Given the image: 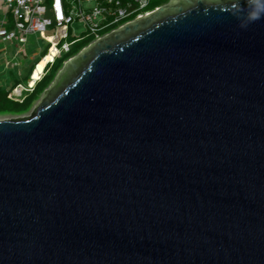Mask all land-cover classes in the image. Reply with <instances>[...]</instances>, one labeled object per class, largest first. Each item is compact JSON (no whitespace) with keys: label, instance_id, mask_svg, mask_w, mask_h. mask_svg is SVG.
Wrapping results in <instances>:
<instances>
[{"label":"water","instance_id":"95a60500","mask_svg":"<svg viewBox=\"0 0 264 264\" xmlns=\"http://www.w3.org/2000/svg\"><path fill=\"white\" fill-rule=\"evenodd\" d=\"M230 2L171 0L0 121V264H264V19Z\"/></svg>","mask_w":264,"mask_h":264},{"label":"built area","instance_id":"2783aa9c","mask_svg":"<svg viewBox=\"0 0 264 264\" xmlns=\"http://www.w3.org/2000/svg\"><path fill=\"white\" fill-rule=\"evenodd\" d=\"M83 2H94L95 7L86 10ZM150 3L151 0H0V42H15L23 46L31 37L36 36L47 45L43 59L52 49L55 50L52 59L45 64L38 77L33 78L38 66L36 64L26 85L16 84L10 89V96L20 100L25 94L32 93L60 55L69 53L71 46L79 40L67 42L69 29L74 23L82 25L84 33L92 37L95 43L154 13L159 7L147 11ZM49 27H53L54 34L46 36Z\"/></svg>","mask_w":264,"mask_h":264},{"label":"rangeland","instance_id":"374dc122","mask_svg":"<svg viewBox=\"0 0 264 264\" xmlns=\"http://www.w3.org/2000/svg\"><path fill=\"white\" fill-rule=\"evenodd\" d=\"M170 2L171 0H151V6L148 9L151 10L154 7L160 8L162 6L169 5ZM83 7L86 10H91L93 7H95V3L91 2L89 4H86L83 2ZM8 29H10V27H8ZM109 33L110 32H107L106 34H109ZM53 34H54L53 27L47 28L45 35L50 36ZM91 38L92 37H87L86 33H84V27L80 25L79 23H74L73 25H71L69 29V37H68L67 42L70 43L74 40H77V39L79 40H77L71 46L70 54L68 53V54L60 55V57L57 59L56 66L60 65L61 63L60 61H63L66 58L72 56V54H74L77 50L85 46L88 40ZM92 43L93 41L90 44ZM88 46H86L85 48H87ZM85 48H83L81 51H83ZM46 51H47V45L43 43L42 41H40L36 36L31 37L28 43L24 44L23 46L15 42L13 43L0 42V88L3 91H8V89H11L17 83L25 86L27 83L29 74L31 73L35 64L41 59L43 54L46 53ZM78 54L72 56L70 59H73ZM67 61H64L60 69L54 74V78L51 84L54 82L58 73L65 66ZM53 72H55V70H53ZM53 72L51 74H53ZM43 94H44V91L42 92V96L38 99V101H36L33 104L29 112L21 116H11V115L0 116V121H9V120L17 119V118L18 119L28 118L29 116H31L34 109L39 105V103L43 99L44 97Z\"/></svg>","mask_w":264,"mask_h":264},{"label":"trees","instance_id":"16d2710c","mask_svg":"<svg viewBox=\"0 0 264 264\" xmlns=\"http://www.w3.org/2000/svg\"><path fill=\"white\" fill-rule=\"evenodd\" d=\"M150 6H151V3L149 5V7ZM155 8H157V7H154L151 10L147 9V11H152ZM92 41H93L92 38L89 39L88 42L86 43V45L83 46L82 48H80L79 50H77L74 54H72V56L78 54L83 48L88 46ZM69 54H70V51H69ZM45 55H46V53L43 54L41 59L36 64H38L45 57ZM72 56L66 58L63 61H60L61 62L60 65H57V66H56V62H57V60H56L54 62V64L52 65V67L50 68L47 75L35 86L33 92L25 94L24 97L21 98L20 100H15L14 98H12L10 96V89H8V91H3L0 88V116H4V115L21 116V115L29 112L31 110L33 104L36 101H38V99L42 96V92L45 91L50 86V84L54 78V74L60 69L62 63L64 61L69 60ZM53 70H55V72H53ZM52 72H53V74H51Z\"/></svg>","mask_w":264,"mask_h":264},{"label":"clouds","instance_id":"9594fccd","mask_svg":"<svg viewBox=\"0 0 264 264\" xmlns=\"http://www.w3.org/2000/svg\"><path fill=\"white\" fill-rule=\"evenodd\" d=\"M226 8L227 14L237 20L242 30L264 19V0H231Z\"/></svg>","mask_w":264,"mask_h":264},{"label":"bare ground","instance_id":"6f19581e","mask_svg":"<svg viewBox=\"0 0 264 264\" xmlns=\"http://www.w3.org/2000/svg\"><path fill=\"white\" fill-rule=\"evenodd\" d=\"M50 40L53 41L52 39H50ZM54 54H55V50L52 49L51 52H50V54L48 56H46L45 59L41 60L38 63L36 73L33 76L34 79H36L38 77V73L42 71V69L44 68L45 64L52 59V57H53Z\"/></svg>","mask_w":264,"mask_h":264},{"label":"flooded vegetation","instance_id":"af4514ba","mask_svg":"<svg viewBox=\"0 0 264 264\" xmlns=\"http://www.w3.org/2000/svg\"><path fill=\"white\" fill-rule=\"evenodd\" d=\"M174 5V4H173ZM184 5V4H183Z\"/></svg>","mask_w":264,"mask_h":264}]
</instances>
